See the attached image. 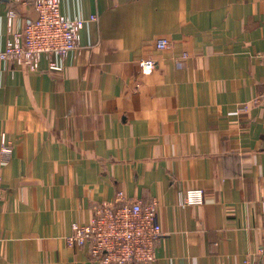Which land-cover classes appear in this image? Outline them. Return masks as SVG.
<instances>
[{"label": "crops", "instance_id": "0c3cea01", "mask_svg": "<svg viewBox=\"0 0 264 264\" xmlns=\"http://www.w3.org/2000/svg\"><path fill=\"white\" fill-rule=\"evenodd\" d=\"M61 9L85 20L77 50L0 59V264H99L67 237L119 191L158 202L151 264H261L264 0ZM37 15L34 0H0V52ZM194 189L204 200L184 203Z\"/></svg>", "mask_w": 264, "mask_h": 264}, {"label": "built area", "instance_id": "2783aa9c", "mask_svg": "<svg viewBox=\"0 0 264 264\" xmlns=\"http://www.w3.org/2000/svg\"><path fill=\"white\" fill-rule=\"evenodd\" d=\"M34 7L37 17L27 20L22 29L11 32L5 50L0 52L1 60L34 64L44 55L66 57L79 48L84 19L64 15L61 0H34ZM91 19L96 20L97 16ZM169 44L168 38L157 40L160 49L167 48ZM140 65L144 72L149 73L154 70L156 62L143 59ZM50 67L63 68L54 60H51ZM255 101L264 104V90ZM7 150L5 152L10 153ZM3 193L0 168V198ZM203 200L204 191L194 189L186 193L183 202L195 204ZM157 210V201L145 203L140 199L132 200L119 191L114 201H104L95 207L90 222L73 224L72 233L67 237L68 243L87 247L99 264H151L156 259L157 244L163 235ZM262 233L264 236V227ZM261 264H264V254Z\"/></svg>", "mask_w": 264, "mask_h": 264}]
</instances>
